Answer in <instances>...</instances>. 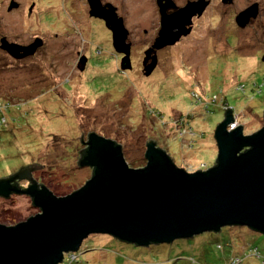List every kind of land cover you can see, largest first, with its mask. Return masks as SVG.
I'll use <instances>...</instances> for the list:
<instances>
[{
	"label": "rangeland",
	"instance_id": "374dc122",
	"mask_svg": "<svg viewBox=\"0 0 264 264\" xmlns=\"http://www.w3.org/2000/svg\"><path fill=\"white\" fill-rule=\"evenodd\" d=\"M257 1L264 6V0H232L219 15L210 10L146 75L142 48L155 16L153 0H117L134 37L131 68H122L125 54L108 31L89 21L84 0H0V36L22 45L42 42L30 58L0 56V88L12 94L1 98L17 109L0 125V177L40 163L30 172L37 183L58 196L76 190L92 171L77 165L89 131L115 140L133 167L146 163L149 140L189 172L212 166L214 132L226 109L244 135L264 125V7L244 27L235 21ZM19 185L28 187V181ZM23 195L0 197V222L32 215L35 207ZM228 227L148 246L93 234L75 257H66L69 264H216L221 253L223 264H264L254 253L244 255L249 242L264 256V236Z\"/></svg>",
	"mask_w": 264,
	"mask_h": 264
},
{
	"label": "water",
	"instance_id": "95a60500",
	"mask_svg": "<svg viewBox=\"0 0 264 264\" xmlns=\"http://www.w3.org/2000/svg\"><path fill=\"white\" fill-rule=\"evenodd\" d=\"M88 2L91 14L105 19L115 49L125 54L122 68H130L128 30L122 19L114 8L103 12L100 0ZM227 2L232 0H223ZM13 6L17 7L11 2L10 8ZM203 7L198 0L187 2L171 15L161 9L160 30L143 59L146 75L156 66V50L187 34L183 28ZM258 12V4L253 3L235 21L244 27ZM108 13L111 16L105 15ZM41 44L40 39L22 45L0 38V49L15 59L32 56ZM233 123L228 108L214 132L216 161L205 170L189 172L178 167L152 140L146 143V164L132 168L121 145L89 131L86 151L77 165L91 167L92 175L76 190L58 196L37 183L30 172L42 167L40 163H31L35 168L22 165L1 176L0 197L24 193L35 208L23 221L0 223V264H61L93 234H107L138 246L170 243L224 226H246L264 236V125L244 135L241 124L227 129ZM24 179L30 184L20 189L15 182Z\"/></svg>",
	"mask_w": 264,
	"mask_h": 264
},
{
	"label": "flooded vegetation",
	"instance_id": "af4514ba",
	"mask_svg": "<svg viewBox=\"0 0 264 264\" xmlns=\"http://www.w3.org/2000/svg\"><path fill=\"white\" fill-rule=\"evenodd\" d=\"M189 1H198V0H161V1L153 0L154 9H155V11H154L155 12V16H154L153 24H152L151 29H150V33H149L148 29H144V34H145L144 39L147 42V43L143 44L142 52L144 54H145V51H147L150 47L153 46L154 40L157 37L158 32L160 30V27H161V9H163V12H164L165 15H171L172 13L177 12L179 8L183 7ZM200 1H201V3H204L203 9L200 11V13H196L195 15H192L191 18H190L189 24L186 25L183 28V30H188L187 31L188 33L185 34V35H181L180 39L177 42H175L174 44L166 45V46L156 50L157 63H156V66L154 67V69L152 71H155L158 68L159 61H160V55H161V53L163 51L173 47L180 40L186 38L188 36V34H190V32H192V30L196 26V22L201 24L203 22V20L205 19L207 13L210 10L217 11L216 14H218V12L221 9L222 4H224L223 0H200ZM84 3L88 6V19H89V21L90 22L96 21L97 23H100L108 31V33L110 34V37H111L110 39H112V41H113L112 32L108 28L105 19L97 17V16L91 14V8H90L88 0H84ZM100 3H101V5L103 7H105L104 8L105 10H103V12H106V10L110 11V9L114 8V13H116L117 18H121L122 19L123 24H124V26L126 28L127 15L124 14V13L122 14V9H121L120 5L117 3V0H100ZM253 3H257L258 4L259 11L262 10L263 7H264L261 2L257 1V2H253ZM251 5H252V3H251ZM105 15L106 16H111L110 13L105 14ZM133 39H134V37H131V32L128 30V36H127V39H126V43L130 44V52H129L130 59H131V52L133 50L132 47L134 45V40ZM154 54L155 53L152 52L151 56H153ZM143 57L144 56H142V58ZM27 58H30V57H26L25 59H27ZM130 64H131V60H130ZM84 147H86V145ZM22 181H27V180H25V179L21 180V181L18 180L15 183L18 185V187H20L19 183L22 182ZM29 184L30 183L28 181V185ZM221 263L223 264V261H221L219 263H216V264H221Z\"/></svg>",
	"mask_w": 264,
	"mask_h": 264
},
{
	"label": "trees",
	"instance_id": "16d2710c",
	"mask_svg": "<svg viewBox=\"0 0 264 264\" xmlns=\"http://www.w3.org/2000/svg\"><path fill=\"white\" fill-rule=\"evenodd\" d=\"M2 36H0V38H1ZM7 39V38H6ZM8 40V39H7ZM9 41V40H8ZM0 54H2V55H0V56H2V57H9V55L5 52V51H3V50H1L0 49ZM0 61H2V59H1V57H0ZM11 65H9L8 63L6 64V66H4V68L5 67H10ZM3 69V66H2V64H0V70H2ZM3 91H5L4 89H2V88H0V107L4 110V112H2V109L0 108V125H2L3 123H7V121H8V116H11L12 114V112H15V111H17V109L16 108H10V102L9 101H4L3 100V98H1V97H3V95H5V96H9V98H11L12 97V94L10 93V92H6L5 91V93H3ZM103 136V135H102ZM105 137V136H104ZM106 138H109V137H106ZM110 139V138H109ZM116 142V141H115ZM117 143V142H116ZM118 144V143H117ZM85 151H86V147H84L82 150H81V152H80V157H79V160H78V163H79V161L81 160V158L84 156V153H85ZM123 152V151H122ZM124 154V153H123ZM126 160V159H125ZM128 163V162H127ZM129 164V163H128ZM146 164V163H145ZM144 164V165H145ZM144 165H137L136 167H133V166H130V164H129V166L130 167H132V168H140V167H143ZM37 165H35V164H31L30 166H28V167H36ZM80 168H82V167H80ZM91 168V167H90ZM91 170H92V168H91ZM35 171V170H34ZM91 175H92V171H91ZM91 175H90V177H91ZM8 176H10V175H8ZM81 187V186H80ZM20 189H23V188H21V187H19ZM79 188V187H78ZM74 191V190H73ZM54 193V192H53ZM55 195H57L56 193H54ZM14 195H16V196H24L23 195V193H12L9 197H7V198H4L5 200H12V198H13V196ZM29 199H30V202L32 203V200H31V198L29 197ZM14 210V209H13ZM0 223H2V222H0ZM2 224H5V225H10V224H8V223H2ZM11 225H13V224H11ZM232 227H239V226H229L228 228H231L232 229ZM250 229V228H249ZM251 231H255V230H252V229H250ZM221 231V229L219 230V231H216V232H220ZM212 232H215V231H212ZM112 237V236H111ZM112 238H114V237H112ZM115 239H117V238H115ZM119 240V239H118ZM248 240V239H247ZM120 241V240H119ZM126 243V242H125ZM130 244H133V243H130ZM248 244L250 245V248L248 249V251H246V252H244V255H245V257H247V256H249V257H251V254H255L254 255V258H256V256L258 257L257 259L258 260H260L261 262H263L264 263V256H262L263 254L260 252V250H259V248H258V246H256V245H252V243H249L248 242ZM72 254V253H71ZM77 254L76 253H74V254H72L71 256H76ZM223 254H221L220 253V258H219V262H221V260L223 259ZM230 258V257H229ZM241 260H242V257L240 258ZM64 260H66L65 262L63 261L61 264H69L68 263V261H71L72 260V258H70V257H68V259H67V257H65V259Z\"/></svg>",
	"mask_w": 264,
	"mask_h": 264
},
{
	"label": "built area",
	"instance_id": "2783aa9c",
	"mask_svg": "<svg viewBox=\"0 0 264 264\" xmlns=\"http://www.w3.org/2000/svg\"><path fill=\"white\" fill-rule=\"evenodd\" d=\"M235 125H236V123H235V121H234L233 126H235Z\"/></svg>",
	"mask_w": 264,
	"mask_h": 264
}]
</instances>
